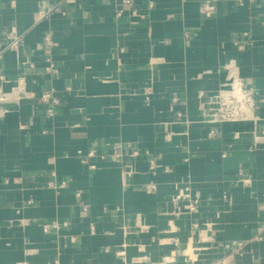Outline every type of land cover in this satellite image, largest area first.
<instances>
[{
	"label": "crops",
	"instance_id": "crops-1",
	"mask_svg": "<svg viewBox=\"0 0 264 264\" xmlns=\"http://www.w3.org/2000/svg\"><path fill=\"white\" fill-rule=\"evenodd\" d=\"M240 1L0 0V264H264V3ZM229 65L252 117L203 123Z\"/></svg>",
	"mask_w": 264,
	"mask_h": 264
},
{
	"label": "built area",
	"instance_id": "built-area-1",
	"mask_svg": "<svg viewBox=\"0 0 264 264\" xmlns=\"http://www.w3.org/2000/svg\"><path fill=\"white\" fill-rule=\"evenodd\" d=\"M243 1V0H242ZM240 1V3L242 2ZM249 3L255 2H263L264 0H245ZM119 6L115 12V17L120 19L124 11H131L135 16H139L136 11L132 9V5L130 0H118ZM215 8L211 3L205 2L200 8V14L205 17L209 18L213 15ZM46 13H40L41 17H44ZM19 46V37H12L8 39L7 43L2 46V50L5 49H16ZM53 47V42L49 35H46L43 39V51H44V59L47 63L45 67V72L48 74H56L57 69L51 63V50ZM228 74L226 80L220 85L218 90L210 95H198L199 99V110L201 112L202 122L211 125H218L220 123L226 122H243L251 119L253 111L255 110V103L254 91L249 87V82H243L239 78L236 79V72L233 69L232 65H229L227 68ZM231 71H234V76L231 75ZM236 74V75H235ZM237 80L238 84V93L234 94V86ZM41 102H48L50 107L46 110V114L51 115L53 105H57L58 101L56 97L52 95L51 92H47L42 94L41 96L37 97ZM3 100V97H1ZM216 131L212 129L208 133V137L214 136ZM79 158L81 159L82 163H87V160L91 157L97 156V152L95 150H89L85 155L78 153ZM136 155L135 152L131 153V156ZM100 159H104L103 155H99ZM151 169L156 167L152 161H150ZM92 168V166H90ZM47 186L51 189H63L67 187V182L65 181H57L55 178V174H51V179L48 181ZM147 192H152L155 189L154 184H149L145 187ZM76 198H80V194H75ZM185 201L183 205H180V202ZM173 205L175 208L176 215H186V214H193L197 212V208L199 205L198 197L191 198L188 195L179 194L173 199ZM84 211L85 208L83 209ZM67 223L58 224L57 222H51L49 224L42 225V230L44 233H48L51 229H59L60 227H66Z\"/></svg>",
	"mask_w": 264,
	"mask_h": 264
},
{
	"label": "bare ground",
	"instance_id": "bare-ground-1",
	"mask_svg": "<svg viewBox=\"0 0 264 264\" xmlns=\"http://www.w3.org/2000/svg\"><path fill=\"white\" fill-rule=\"evenodd\" d=\"M234 72V71H233ZM233 75V74H232ZM234 76V75H233ZM236 79H238V77L236 76ZM234 94H237L238 92V84H237V80H236V82H235V86H234Z\"/></svg>",
	"mask_w": 264,
	"mask_h": 264
}]
</instances>
